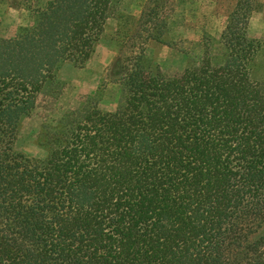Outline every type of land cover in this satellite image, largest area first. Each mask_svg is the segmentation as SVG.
I'll return each mask as SVG.
<instances>
[{
	"label": "trees",
	"instance_id": "1",
	"mask_svg": "<svg viewBox=\"0 0 264 264\" xmlns=\"http://www.w3.org/2000/svg\"><path fill=\"white\" fill-rule=\"evenodd\" d=\"M170 0H47L32 23L0 37V264H264L262 44L237 0L220 40L170 75L145 56L164 41ZM116 21L104 82L43 123V158L15 148L37 100L58 98L62 64L83 67Z\"/></svg>",
	"mask_w": 264,
	"mask_h": 264
},
{
	"label": "rangeland",
	"instance_id": "2",
	"mask_svg": "<svg viewBox=\"0 0 264 264\" xmlns=\"http://www.w3.org/2000/svg\"><path fill=\"white\" fill-rule=\"evenodd\" d=\"M237 0H170L168 24L164 41L150 40L145 45L149 63L158 64L170 75L179 73L189 57H200L203 42L217 43L229 22V15ZM47 0H0V37H12L18 27L32 23L28 7L45 5ZM125 13L138 16L146 0H124ZM247 34L262 44L256 58L257 76L264 79V0H255ZM116 21H109L106 30L83 67L71 62L62 64L58 71L61 93L58 98H39L31 114L21 121L15 148L31 157H40L46 151L38 144L43 123H54L66 111L79 107L88 97L94 98L101 111L112 108L121 98V85L104 82L110 64L108 54L116 55L112 35ZM105 58V59H104ZM104 59V60H103Z\"/></svg>",
	"mask_w": 264,
	"mask_h": 264
},
{
	"label": "crops",
	"instance_id": "3",
	"mask_svg": "<svg viewBox=\"0 0 264 264\" xmlns=\"http://www.w3.org/2000/svg\"><path fill=\"white\" fill-rule=\"evenodd\" d=\"M107 56H108L107 61H106L105 58H104V59H105V62H107V65H108V64H111V62L113 61V59H114V57H113L114 54H113V53H109ZM104 59H103V60H104ZM117 104H118V100H116V101L114 100V101H113V104H112V108L107 109V111H108V112H113V111H115L116 108H117ZM45 154H46V153L44 152V154H43L42 156L38 157V158H43V157L45 156Z\"/></svg>",
	"mask_w": 264,
	"mask_h": 264
}]
</instances>
